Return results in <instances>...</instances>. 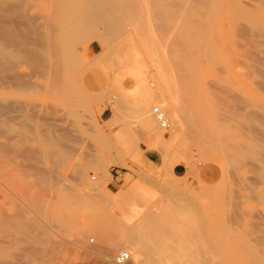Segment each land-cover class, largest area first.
<instances>
[{
  "label": "rangeland",
  "instance_id": "374dc122",
  "mask_svg": "<svg viewBox=\"0 0 264 264\" xmlns=\"http://www.w3.org/2000/svg\"><path fill=\"white\" fill-rule=\"evenodd\" d=\"M87 1L0 0V264H264V0ZM25 23L61 53L22 90L1 53Z\"/></svg>",
  "mask_w": 264,
  "mask_h": 264
},
{
  "label": "bare ground",
  "instance_id": "6f19581e",
  "mask_svg": "<svg viewBox=\"0 0 264 264\" xmlns=\"http://www.w3.org/2000/svg\"><path fill=\"white\" fill-rule=\"evenodd\" d=\"M91 2V4H88L87 6V12H88V17H91V16H96L98 15L99 13V7H100V4H99V1L100 0H88ZM87 1V2H88ZM13 6V5H12ZM13 7L16 8V6L14 5ZM19 7V6H18ZM17 7V8H18ZM16 8V9H17ZM10 9V8H8ZM19 10V13H20V8L18 9ZM6 11V10H5ZM11 11V14H12V10ZM22 11V10H21ZM21 14V13H20ZM4 15V14H3ZM13 15V14H12ZM17 16V15H16ZM13 20V19H12ZM32 20V19H31ZM34 20V19H33ZM87 21L88 19H84L83 21H80L79 25L82 27V30L85 28V25L87 24ZM23 23V22H22ZM48 23V22H47ZM7 24V23H6ZM10 24V23H9ZM8 24V25H9ZM20 24V23H19ZM18 24V25H19ZM16 25V24H15ZM29 25V24H28ZM49 25V24H48ZM10 26V25H9ZM24 26H27V24L25 23ZM14 27V25L12 26ZM1 28V27H0ZM20 28V27H19ZM17 28V29H19ZM15 27L14 28H7L6 31H4V36H5V40L8 42V45H11L12 46V49H8L6 47V44H3L5 46V50H2L3 52L1 53L2 54V60H3V64L2 66H4L3 68L5 69H8V67L11 68V71H10V76L12 77V79L15 81V83H17V87L19 89H22V90H25V89H29V88H35V85L34 83L32 82V79L31 81L29 79H27V76H30L32 78L33 76V72H34V75H37V76H40L42 78H47V76H50L49 78L50 79H53L56 80L58 79L59 77V72H58V69H59V59H58V54L61 53V47H60V43L61 41H57L56 39V36L57 34L54 32V34L50 31L51 30H47L48 33H43L42 31H40L37 26H34L32 25H29L27 26V28H25L26 30L24 32H22L23 30H17ZM2 31V29H0ZM22 33H21V32ZM199 33V32H198ZM56 34V36H55ZM3 35V33H2ZM1 35V36H2ZM3 38V36H2ZM4 40V39H3ZM194 40V39H193ZM4 42V41H3ZM5 43V42H4ZM7 45V46H8ZM7 48V49H6ZM1 49V48H0ZM2 63V62H1ZM0 63V65H1ZM20 63H28V66L29 64H33V67H35V69L33 70V68H31V72H32V75L31 74H28V73H23V72H20L17 70V67H18V64ZM6 65V66H5ZM35 65V66H34ZM1 66V69H3ZM8 66V67H7ZM21 66V64H20ZM3 69V71H4ZM49 69H50V73H49ZM7 70V72H9ZM29 72V73H31ZM6 75V74H5ZM8 75V73H7ZM14 75V76H13ZM3 76H4V73H3ZM1 77V76H0ZM34 77V76H33ZM52 77V78H51ZM11 79V78H10ZM9 79V81H10ZM3 81V79H2ZM14 81H12L14 83ZM53 81V80H52ZM6 82V80H5ZM14 83V84H15ZM58 84V83H57ZM53 85V84H52ZM16 86V84H15ZM37 86V85H36ZM39 87L42 85H38ZM44 87V86H43ZM56 87V90H57V86ZM60 88V86H58ZM42 90V89H41ZM55 90V89H54ZM21 91V90H20ZM29 91V90H28ZM112 102V101H111ZM152 102H153V98L151 96H148V97H145L141 100H139L138 102V105H139V108L143 111V112H150L151 110L153 111V114L156 118V114L154 112L155 108L157 106H152ZM14 104V103H13ZM157 104L161 107H158L164 114L165 116L168 115L169 113V110L172 112L173 110L171 109V106H170V109H165L164 107V103L163 101H157ZM2 104H0V113H2V110L3 108L1 107ZM184 106V105H183ZM163 107V108H162ZM167 107V106H166ZM23 108V107H22ZM177 108V107H176ZM26 110V109H25ZM22 113V112H21ZM176 114V113H175ZM22 115V114H21ZM1 116V115H0ZM13 116V114H12ZM147 117V116H146ZM177 117V116H176ZM27 118V117H26ZM143 117H141L142 119ZM148 120L147 121V124H148V127L153 125L154 124V120L153 118L151 117V115L148 116ZM166 119L168 120L169 122V119L167 118L166 116ZM145 120V119H144ZM143 120V121H144ZM157 120V118H156ZM9 121V120H8ZM158 121V120H157ZM174 123L178 124L180 126V121H179V118H174ZM20 122V121H19ZM159 123V122H158ZM160 124V123H159ZM170 124V122H169ZM43 125V123H42ZM161 126V125H160ZM171 124H170V127L168 129H165L161 126L162 129L164 130H167L169 131L171 129L172 133H173V138L172 139H175L176 136L178 135V129H172L171 128ZM175 128V127H174ZM264 131V130H263ZM38 133V132H37ZM48 134V132H47ZM55 134V133H54ZM43 137V136H42ZM162 138V136H160ZM39 138V136H38ZM163 139V138H162ZM55 141V140H54ZM58 142V140H57ZM56 143V142H55ZM57 144V143H56ZM1 147V146H0ZM38 149V148H36ZM35 149V150H36ZM32 150V149H31ZM49 150V149H48ZM30 151V150H28ZM58 151V150H57ZM56 151V152H57ZM20 155V154H19ZM35 155V154H34ZM37 155V154H36ZM60 156V155H59ZM31 157V156H29ZM28 157V158H29ZM37 170V169H36ZM49 172V171H48ZM80 172V170H79ZM85 173H86V170H85ZM43 177V175H42ZM51 178V177H50ZM55 179V177L53 178ZM58 180V179H57ZM45 181V180H44ZM259 181V180H258ZM55 182V181H54ZM59 182V181H58ZM69 188V187H68ZM239 223V222H238ZM138 227V226H137ZM139 228V227H138ZM140 229V228H139ZM9 230V229H8ZM135 230H129V232L124 236L122 237V239L125 241H132V243L135 245V247L140 251V253H151L152 251V248H147V246L145 245L144 247L141 246L140 243L143 244L144 241H146L147 243V240L144 239V235H146V231L142 230V232L140 233V236L141 237H138L137 239H133V234L135 233L134 232ZM16 248V247H15ZM21 249V248H20ZM86 249V248H85ZM127 252L131 253V248H127ZM39 249H36V251L34 252V254H36V252L38 251ZM40 251V250H39ZM39 251L37 252L38 254V258H39V261L38 264H47L45 262H48V254L45 250L42 251L40 254H39ZM88 251V250H87ZM90 251V250H89ZM88 251V252H89ZM122 251H126V250H122ZM121 251V252H122ZM46 254L45 258L47 259V261L45 260L44 258V254ZM93 252V251H92ZM91 253V251H90ZM110 253V250L109 249H106L104 251V256L107 257L108 254ZM14 254V253H13ZM36 254V255H37ZM43 254V255H41ZM51 255V254H50ZM118 255V254H117ZM41 256V257H40ZM131 256V254H130ZM31 257V256H29ZM3 259V258H2ZM30 259V258H29ZM43 259L45 260V262L43 261ZM131 259V257H130ZM130 259L127 261L129 262ZM132 259H134V257H132ZM36 260V259H35ZM110 260V259H109ZM116 260V259H115ZM50 261V259H49ZM117 262V261H116ZM127 262L123 263V264H126ZM4 263V262H3ZM6 264V263H5ZM119 264V263H118Z\"/></svg>",
  "mask_w": 264,
  "mask_h": 264
},
{
  "label": "built area",
  "instance_id": "2783aa9c",
  "mask_svg": "<svg viewBox=\"0 0 264 264\" xmlns=\"http://www.w3.org/2000/svg\"><path fill=\"white\" fill-rule=\"evenodd\" d=\"M155 114H156V118L158 120V122L160 123V125L165 128L168 129L170 127V124L168 122V120L166 119L165 114L158 108L156 107L154 110ZM130 253L127 251H122L119 252L118 255L115 257L117 263L119 264H123L125 262H127L130 259Z\"/></svg>",
  "mask_w": 264,
  "mask_h": 264
},
{
  "label": "crops",
  "instance_id": "0c3cea01",
  "mask_svg": "<svg viewBox=\"0 0 264 264\" xmlns=\"http://www.w3.org/2000/svg\"><path fill=\"white\" fill-rule=\"evenodd\" d=\"M149 158H150V157H149ZM150 159H151V158H150ZM175 172H177V168H175ZM116 178H117V176H114V177H113V180H112V181H114V182H112L114 186H115V184L117 183Z\"/></svg>",
  "mask_w": 264,
  "mask_h": 264
}]
</instances>
